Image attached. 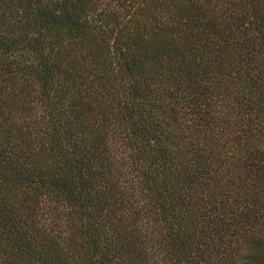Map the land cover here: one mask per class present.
Returning a JSON list of instances; mask_svg holds the SVG:
<instances>
[{"label":"trees","instance_id":"obj_1","mask_svg":"<svg viewBox=\"0 0 264 264\" xmlns=\"http://www.w3.org/2000/svg\"><path fill=\"white\" fill-rule=\"evenodd\" d=\"M0 264H264V0H0Z\"/></svg>","mask_w":264,"mask_h":264}]
</instances>
